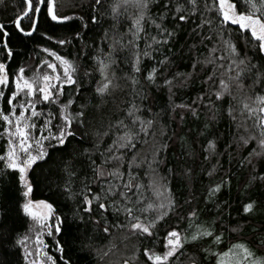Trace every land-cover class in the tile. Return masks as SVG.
<instances>
[{
  "label": "snow or ice",
  "instance_id": "obj_1",
  "mask_svg": "<svg viewBox=\"0 0 264 264\" xmlns=\"http://www.w3.org/2000/svg\"><path fill=\"white\" fill-rule=\"evenodd\" d=\"M102 3L103 0H93L92 8L96 9ZM22 4L11 23L23 36H31L37 30L42 13L55 22H68L77 17L76 13L58 14L57 0H22ZM154 5L157 6L155 12L152 10ZM105 16L112 21L111 28L105 29L101 37V44L107 41V51L97 45L91 66L82 65L78 55H62L54 48L42 46L43 52L54 59L46 56L34 66L21 61L15 71L8 64L13 55V48L8 46L9 34L5 24L0 22V33L3 34L0 44L7 57L0 59V140L3 141L0 162L3 163V170H18L19 183L23 186V202L19 208L32 220L28 231L18 235L14 241L22 249L23 260L26 264H57L45 236L52 238L60 253L64 252L57 234L64 231L65 218L48 200L30 198L33 184L28 176L29 170L37 161L47 158L51 150L66 154L62 161L65 180L61 187L68 198H80L74 215L84 221L85 216L80 213L86 212L88 218L97 224L103 220L104 233L110 234L112 227L127 228L130 235L149 239L153 246L143 247V255L150 264H204L196 252H189L185 247L202 240H206V244L200 252L205 258H213L214 264H264V234L254 244L244 240L229 241L227 247L221 250L219 245L224 239V231L217 229L215 220L197 222L199 211L195 208L189 210L186 216H178L177 224L186 220L185 227H169L161 241L157 226L170 213L176 214L180 205L168 180L158 171L162 163L160 154L167 148L162 139L167 128L160 124L161 140L157 143L158 122L154 114H143L144 111L152 113V109L143 103L148 92L141 83L142 77L148 85L166 86L173 109H187L193 116L198 115L201 103L215 110L213 119L221 111L218 105H226L223 111L235 124L234 142L237 146L242 148L254 142L240 164L252 165L255 172L253 161L264 158V0H110L106 12L92 14L90 20L98 24ZM78 18L83 21L82 16ZM121 18L130 21L123 31L120 30ZM194 18L199 20L196 24V29H200L199 43L205 47L207 54L197 55L191 66L192 72H176L158 79L161 69L166 72V65L171 64V60L167 54L158 59L153 53L170 44L181 23ZM169 19L172 26L166 23ZM87 26V23L83 24L84 28ZM152 28L155 34L150 31ZM233 31L244 41L243 53L238 47V40L232 35ZM43 35L61 46L69 45L75 39L83 40L80 31L62 39L47 32ZM209 44L211 47H208ZM117 53H124L123 60L129 65V71L124 72L123 77L130 82L132 97L126 102L122 116L109 121L104 132L95 133L96 142L91 148L85 147L82 152H76L72 145L77 137H80V143L86 142L87 110L91 105V100L86 97L80 102L86 91L85 85L92 84L95 75L99 74L93 91L101 103L120 88L114 67L119 66ZM145 58L153 63L145 65ZM197 64L202 68L211 65V71L202 80L207 92L198 93L192 103L176 104L171 100L173 88L187 86ZM209 82L213 86L209 87ZM180 116L183 119V113ZM110 133L111 143L101 150L103 137ZM149 137L152 138L151 159L141 155L143 148L137 149V143L147 144ZM205 147L209 155L213 154L215 140L209 139ZM96 152L100 153V163L92 158ZM129 152H132L131 158H128ZM144 164H147L144 176L149 177L147 187L139 171ZM84 167L90 169L92 175L80 178L77 192L74 185ZM216 168L217 165H213L207 174L211 176ZM186 171L191 172L190 169ZM257 178L264 180V172L258 177H249L250 181ZM229 182L225 176L220 182L211 184L205 199L214 202L216 193ZM149 190L151 196L146 194ZM94 205L99 210L97 216L91 215ZM256 205L257 201L250 199L243 204V213L256 211ZM216 207L220 206L217 204ZM109 212L123 213L126 223L110 225L105 215ZM159 244H162V251L156 250ZM111 247L115 245L111 244ZM138 251H133L131 258L123 259L122 264H133L138 260ZM181 256L185 259L181 260ZM68 264L71 262L68 261Z\"/></svg>",
  "mask_w": 264,
  "mask_h": 264
},
{
  "label": "trees",
  "instance_id": "obj_2",
  "mask_svg": "<svg viewBox=\"0 0 264 264\" xmlns=\"http://www.w3.org/2000/svg\"><path fill=\"white\" fill-rule=\"evenodd\" d=\"M93 0H57V12L62 15L76 13L77 17L68 22H55L43 13L41 14L37 30L31 36H23L13 26L15 14L23 6L22 0H2L0 2V22L5 24L8 32V46L13 48V55L8 60L9 68L12 71L19 66L20 62L31 64L44 57L51 58L48 53H44L43 47L54 48L62 55H78L82 65H92V57L96 55V46L100 45L107 51V41L101 44V37L105 29L111 28V18L105 16L98 24H93L90 20L92 14L105 13L108 9L110 0H103L102 6L92 8ZM157 6H153L156 11ZM131 10V9H130ZM82 16L83 21L78 17ZM22 23L27 24V21ZM87 23L84 28L83 24ZM130 23L126 18H121L120 30L123 31ZM172 26L171 20L166 21ZM199 20L194 18L187 23H181L177 28L176 37L169 45L162 47L160 52H154L158 59L167 54L170 57L171 64L166 65L167 71L161 69V76L174 75L176 72H192V63L199 53L207 54L204 46L200 45V29H196ZM235 28L236 26H232ZM195 29V31H194ZM80 31L83 40L75 39L71 44L61 46L55 40H49L43 35L47 32L50 36L62 39L70 36L72 33ZM155 34V29H150ZM233 37L238 40V47H241L242 53L244 41L233 31ZM3 34L0 33V40ZM196 45V47H192ZM143 47V41H141ZM155 47V46H154ZM211 47V44L208 45ZM171 49V50H169ZM251 55V52H248ZM124 53H117L119 66L115 67L117 77L119 78L120 88L113 91L111 96H106L104 102L93 91L95 80L99 79L97 73L92 84H86L84 98L91 100V105L87 110L86 119V142L80 143V137L73 143L72 148L76 152H82L83 148H91L96 142L95 133L104 132L107 124L123 115V108L126 107L132 97L130 82L126 81L123 73L129 71V65L123 60ZM6 51L0 44V59H6ZM153 61L145 58L144 64L151 65ZM143 70V69H142ZM211 71V65L201 67L197 64L196 70L184 87H174L171 100L176 104L192 103L198 93L207 92L206 86L202 80L208 72ZM141 83L146 87L148 96L143 101L146 107L152 109V113L144 111V115H155L157 120V138L159 143L160 124L166 126L167 133L163 136V142L167 148L161 152L162 163L158 167L159 174L166 177L169 182L177 203L180 205L176 209V214L170 213L164 221L157 226L156 231L160 235L161 241L166 230L169 227H185L186 220L177 224L178 216H186V213L195 208L199 211L200 221L215 220L217 229L224 231V239L219 245L221 250L225 249L229 243L236 240H244L249 244H254L259 236L264 234V180L256 179L250 181V175L257 176L264 172V158L254 160L256 171H252V165H241L240 161L247 156L248 151L254 146L251 142L248 146L238 147L234 142L237 132L235 124L230 121L227 114L223 111L226 105H218L221 108L219 114L213 119L214 109L211 106L201 103L197 109L198 115L183 108L173 109L169 100V92L166 86L148 85L141 77ZM213 86L209 82V87ZM139 87V86H138ZM70 91V87L66 86ZM208 97L206 96L205 99ZM214 99V97H213ZM139 102V101H138ZM99 105V107H96ZM195 107V105H193ZM183 113V119L180 114ZM251 123V122H250ZM207 125V127H206ZM243 131V129H240ZM209 139H214L216 148L213 154L209 155L206 151V144ZM111 143V133L103 137L100 147L103 150L107 144ZM3 141L0 140V146ZM152 138H148V143L141 145L137 143V149L143 148L141 155H146L151 159ZM132 152L128 153L131 158ZM100 153L92 154V158L100 163ZM208 157L205 159V157ZM66 154L60 151H51L47 158L37 161L29 170L28 176L33 184V190L30 194L32 200H48L55 205V210L64 217V231L57 234L64 246V252L60 253L53 245L52 238L48 239L51 254L56 257L57 264H122V260L131 258L133 251L137 252L138 260L133 264H150L143 255V247H152V242L143 236L130 235L127 228L112 227L111 233L103 232V220L99 224L89 219V214L81 212L85 220L81 221L77 212L79 197L75 200L68 198L62 191V184L65 175L62 171V161ZM83 159V157H81ZM217 165L216 170L211 176L207 173ZM111 167V164L109 165ZM127 165L125 164V168ZM169 169L171 171L169 172ZM190 169L188 173L186 170ZM0 262L3 264H26L23 260V252L19 245L14 243L18 235L24 234L31 227V220L19 208L23 202V186L19 183L18 170H3V163L0 162ZM147 170V164L140 169V176L145 186L149 180L144 176ZM90 169L84 167L77 175L74 190L79 191L81 177L91 176ZM228 177L230 181L216 193L214 202L208 201L205 197L208 195V188L213 183H218ZM247 185V187H245ZM97 190L96 187L93 188ZM151 196V191L146 193ZM192 197V199H189ZM250 199L257 201L256 211L252 213H243L242 206ZM220 207L217 208L216 205ZM140 205H137L139 208ZM92 216L99 215V210L94 205ZM110 225L125 224L123 213H105ZM239 229L233 231V229ZM257 231L253 232L252 229ZM114 244L115 247H111ZM206 244V240L186 244L189 252H196L203 260L204 264H214L211 257L205 258L200 248ZM156 250L162 251V244L156 245ZM259 250V249H258ZM99 253V254H98ZM181 260L185 257L181 256Z\"/></svg>",
  "mask_w": 264,
  "mask_h": 264
},
{
  "label": "rangeland",
  "instance_id": "obj_3",
  "mask_svg": "<svg viewBox=\"0 0 264 264\" xmlns=\"http://www.w3.org/2000/svg\"><path fill=\"white\" fill-rule=\"evenodd\" d=\"M50 59H54V58H50ZM39 207V206H38ZM30 218V217H29ZM30 220H31V218H30ZM31 222H32V220H31ZM31 226H32V224H31ZM49 238H51V237H47V236H45V239L47 240V242H48V239ZM29 244H30V246H31V241H29ZM49 251H50V245H49ZM50 253H51V251H50Z\"/></svg>",
  "mask_w": 264,
  "mask_h": 264
}]
</instances>
